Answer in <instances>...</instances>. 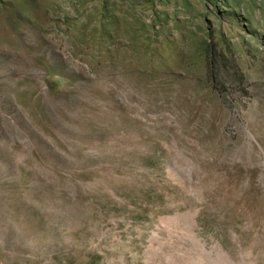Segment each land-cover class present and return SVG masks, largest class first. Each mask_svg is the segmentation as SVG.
<instances>
[{
  "label": "rangeland",
  "instance_id": "1",
  "mask_svg": "<svg viewBox=\"0 0 264 264\" xmlns=\"http://www.w3.org/2000/svg\"><path fill=\"white\" fill-rule=\"evenodd\" d=\"M0 264H264V0H0Z\"/></svg>",
  "mask_w": 264,
  "mask_h": 264
}]
</instances>
